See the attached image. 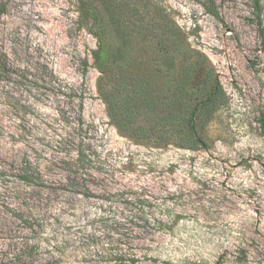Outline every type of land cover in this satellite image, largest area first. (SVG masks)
Instances as JSON below:
<instances>
[{
	"label": "rangeland",
	"instance_id": "374dc122",
	"mask_svg": "<svg viewBox=\"0 0 264 264\" xmlns=\"http://www.w3.org/2000/svg\"><path fill=\"white\" fill-rule=\"evenodd\" d=\"M214 2L0 0V264H264V0ZM121 4L176 42L167 84L216 85L195 148L109 117L91 17L122 47Z\"/></svg>",
	"mask_w": 264,
	"mask_h": 264
},
{
	"label": "trees",
	"instance_id": "16d2710c",
	"mask_svg": "<svg viewBox=\"0 0 264 264\" xmlns=\"http://www.w3.org/2000/svg\"><path fill=\"white\" fill-rule=\"evenodd\" d=\"M203 4L210 14L220 17L214 0H204ZM116 7L120 16L125 15L121 18L130 19L135 25L132 33L125 35L130 39L122 47L108 41L100 11L91 17L93 34L98 38V48L94 52L96 66L101 72L98 91L106 101L109 117L119 131L137 141L157 145L174 142L195 148L200 140L193 123V116L199 110L196 106L201 104L199 108L205 107L214 101L216 85L203 96L197 95L193 85L189 84L192 62L182 63L186 76L181 84H167L162 79L164 76L157 73V66L161 58L170 59L176 49L171 34L161 26H146L135 13H127L130 7L126 9L122 4ZM257 9L260 15L258 3ZM4 11L0 5V15ZM135 11L139 13V10ZM259 24L264 35L261 21ZM149 31H154L155 36L148 37ZM138 38L143 43L136 48L137 40H134ZM3 56L0 52V69L5 70ZM261 124L264 125V119ZM23 179L29 182V177L23 176Z\"/></svg>",
	"mask_w": 264,
	"mask_h": 264
}]
</instances>
